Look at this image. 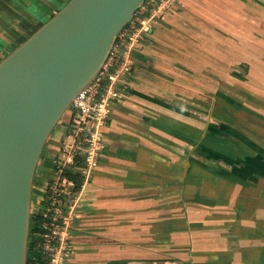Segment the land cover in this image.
Returning a JSON list of instances; mask_svg holds the SVG:
<instances>
[{
	"label": "crops",
	"instance_id": "crops-1",
	"mask_svg": "<svg viewBox=\"0 0 264 264\" xmlns=\"http://www.w3.org/2000/svg\"><path fill=\"white\" fill-rule=\"evenodd\" d=\"M69 2L0 0V62ZM132 62L69 264H264V0H180Z\"/></svg>",
	"mask_w": 264,
	"mask_h": 264
},
{
	"label": "water",
	"instance_id": "water-1",
	"mask_svg": "<svg viewBox=\"0 0 264 264\" xmlns=\"http://www.w3.org/2000/svg\"><path fill=\"white\" fill-rule=\"evenodd\" d=\"M146 1L71 0L0 62V264H27L46 145Z\"/></svg>",
	"mask_w": 264,
	"mask_h": 264
},
{
	"label": "built area",
	"instance_id": "built-area-1",
	"mask_svg": "<svg viewBox=\"0 0 264 264\" xmlns=\"http://www.w3.org/2000/svg\"><path fill=\"white\" fill-rule=\"evenodd\" d=\"M177 7L180 0H147L118 35L99 74L67 110L61 145L48 170L51 178L43 182L41 173L36 176L43 195L32 206L27 264H69L72 231L86 188L100 167L106 147L104 130L113 107L125 99L121 86L132 76V54L142 49L156 24Z\"/></svg>",
	"mask_w": 264,
	"mask_h": 264
},
{
	"label": "rangeland",
	"instance_id": "rangeland-1",
	"mask_svg": "<svg viewBox=\"0 0 264 264\" xmlns=\"http://www.w3.org/2000/svg\"><path fill=\"white\" fill-rule=\"evenodd\" d=\"M64 9V8H63ZM7 57V56H6ZM62 120L64 122H66L68 120V114L65 113V115L63 116ZM61 120V121H62ZM61 124V123H60ZM60 124L57 126V128L53 131V134H57L56 132L58 131V127L60 126ZM51 139L47 145H46V150H44L43 154H42V157L43 158H47L48 161H51L54 157V154L56 152V149L57 147H59L61 145V139H55L53 137V135L51 136ZM40 164V163H39ZM44 181L43 182H47L49 179L48 178H45L43 179Z\"/></svg>",
	"mask_w": 264,
	"mask_h": 264
},
{
	"label": "trees",
	"instance_id": "trees-1",
	"mask_svg": "<svg viewBox=\"0 0 264 264\" xmlns=\"http://www.w3.org/2000/svg\"><path fill=\"white\" fill-rule=\"evenodd\" d=\"M71 1V0H70ZM29 254H30V252H29Z\"/></svg>",
	"mask_w": 264,
	"mask_h": 264
}]
</instances>
